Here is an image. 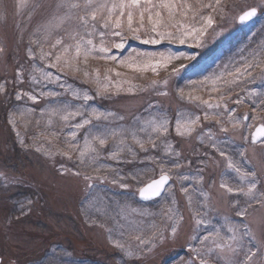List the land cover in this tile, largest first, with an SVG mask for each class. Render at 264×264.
I'll return each mask as SVG.
<instances>
[{
    "label": "rangeland",
    "instance_id": "374dc122",
    "mask_svg": "<svg viewBox=\"0 0 264 264\" xmlns=\"http://www.w3.org/2000/svg\"><path fill=\"white\" fill-rule=\"evenodd\" d=\"M37 0H24L25 7H21V0H0V42L6 46L7 55L0 57V80L12 78L15 75L18 64H24L26 68H31V62L27 60L26 48L29 39L44 41V35L37 29L46 23L57 0H43L44 7L31 12V5ZM231 8L233 0H224ZM257 0H237L238 8L231 11L229 17L221 21L217 18V27L220 34L212 38V30H209L207 42L203 47H194L189 45H174L180 51L195 55L196 59L176 60L165 69H158V74L147 71H136L131 68L118 65L116 62H104L89 60L88 70L100 69L101 80L104 76L111 75L112 81H125L122 84L123 89L129 87V83L139 85L140 87L134 93L120 91L115 94L114 84L109 85L112 94L108 98L95 97L96 84L84 83L82 74L79 78L72 74L64 77L68 84L74 88L87 89L94 95L90 104L99 108L101 111H112L124 116L123 121L117 124L132 126L137 121L151 119L159 111L165 113L174 125L178 118V113L184 116L193 114H202V109L197 107L198 102L190 103L186 99H181L178 94L179 88H184L187 93L191 89L188 86L190 80H203L204 76L222 70L223 66L229 62H239L242 58L251 59L250 53L255 50L257 58H261L262 52L258 48L261 42H264V14H258L249 24H240L238 20L233 19L239 13V9L245 5L255 4ZM35 33V35H33ZM255 33V35H253ZM54 33L51 41L44 43L47 51L50 42L54 41ZM22 37V39H21ZM118 39V38H117ZM168 44L167 41L161 45H146L128 36L126 47L123 50L113 49V53L120 56L142 51H155L163 49ZM34 50L37 48L33 45ZM133 50H136L133 52ZM184 64L186 67L179 76H171L168 79L166 87L153 89L151 82L153 80L163 81L169 77L174 67ZM83 68V64H81ZM113 68L122 73L121 77H116L114 73H106V69ZM56 73V69H48ZM261 69H257L258 75ZM253 85H249L252 87ZM255 87L264 89V80H257ZM24 90H30L28 81V72H25V82L20 85ZM55 88V85H49ZM212 85L208 84L204 88L197 86L193 95H200L203 99H214L219 93L211 92ZM15 89L9 86V93ZM158 91H166L167 95H159ZM239 93L237 89L233 93V98ZM10 101L12 107L10 110L17 112V127L25 139L26 144L33 147L25 149L17 143L15 133L10 129L7 120L0 123V170L9 177H15L19 183H9L5 186L0 179V255L6 259H12L15 264H123L119 258L122 253L113 246L109 240V232L112 229V237L121 239L122 242L132 245L135 248V236L140 234L143 237H150L154 231L153 225L157 228H166L170 222L166 221V213L172 207L170 195H174L177 201L183 220L178 233L175 237L169 235L170 229L166 232L169 236L162 244H158L151 252L145 254L140 260L129 259L128 264H183L189 256L188 245L196 243L199 245V239L203 235L214 229H219L221 236L227 239L228 228L236 225L243 230V224L247 223L253 234L258 240H264V207L253 205L248 208V214L243 221L236 215L237 209L245 204L246 197L227 194L225 189L219 187L222 176L227 178L230 186L240 184L236 173L228 171L224 158L214 153L208 147V137L204 136V142H200L198 133L201 128L197 127L196 132L191 136L181 137L177 135L174 128L170 127L167 140L181 153L182 162L191 161V164H184L179 170H173L175 173L188 174L192 179L185 182L191 185L192 189H202L209 193L207 201L208 209L205 213V219L209 222L206 226L195 229L194 215L195 209L199 207V201L202 197L193 193V205L189 207L186 196L180 190L181 184L173 176L170 182L173 184L172 193H165L154 202L144 203L138 197V190L150 180L160 175L159 168L150 164L136 163L132 169L128 164L114 165L119 167L124 174L139 173L138 179H126L124 182L129 185L127 189H121L118 185H113L109 181H96L94 189H88L85 182L81 179L59 174L57 169L61 163L68 168L73 167V161H68L60 156L55 157V163L49 157L45 156L43 151H35L36 146L43 145L45 149L56 151L58 148H65V136L71 123L68 126L60 120L59 116L43 118L39 116L42 109L61 106V101H68L70 104H78L68 95H62L55 98H41L39 103L33 104L27 99L16 101L14 95ZM229 107H235L229 104ZM35 109V113L29 115V112ZM23 113V115L21 114ZM248 113L251 116V107L241 105L237 109V115ZM80 118L77 117L76 120ZM39 120V124H37ZM49 120L51 122L49 123ZM93 123H97L93 119ZM205 132L211 129L217 142L221 147H225L239 165L248 171L255 170L261 182L264 183V139L258 143L252 142V132L256 125L264 123L257 120L248 122L244 129L243 139L239 132H233L230 125V131L225 134L219 130L215 121H202ZM103 127V122H101ZM55 131L59 133V138L53 143L44 140L41 133L47 135ZM85 135L81 130L78 139ZM159 143V142H158ZM113 141L109 140L107 150L112 147ZM83 141L81 140V147ZM245 151V157L241 158L239 152ZM161 150L154 151L153 155H159ZM209 153L214 157L215 163H209L204 167L203 182L197 183L195 177L199 174L198 170L202 167L200 161L204 159V153ZM127 156V153L124 154ZM145 154L139 153L142 158ZM108 163H114L108 161ZM134 164V163H132ZM82 170L95 174L91 168L84 167ZM101 175H109L110 172H101ZM257 191H264V188L258 186ZM92 198L93 203L87 208L84 207L87 200ZM27 199L33 201L31 211L26 215H21L18 211L19 204ZM239 200V204H234V200ZM99 209V210H97ZM136 211H133V210ZM143 213V214H141ZM19 217V219H16ZM95 223H94V222ZM98 224L104 227L97 226ZM193 235L197 240L193 241ZM249 237H245L242 243L248 244ZM53 249L58 250L53 254ZM210 264H224L223 260L217 262L210 259Z\"/></svg>",
    "mask_w": 264,
    "mask_h": 264
},
{
    "label": "snow or ice",
    "instance_id": "6c2138e0",
    "mask_svg": "<svg viewBox=\"0 0 264 264\" xmlns=\"http://www.w3.org/2000/svg\"><path fill=\"white\" fill-rule=\"evenodd\" d=\"M25 6L24 0H21V7ZM44 6L43 0H37L31 5V12L35 13ZM49 7L52 11L46 23L37 29L43 33L44 41L29 39L26 48V57L31 62V68L18 64L12 78L5 77L0 80V101L7 103L14 95L16 101L27 99L36 104L41 98H51L54 101L55 98L70 94L73 100L79 102L70 104L68 101H61V106H50L39 113L41 118L45 115L59 116L66 126L69 121H75L71 123L65 136L66 150L58 148L56 151H51L45 149L43 145L35 147V151H43L45 156L53 160V163H55L56 156L73 161L75 155L76 159L73 161L72 168H68L64 163L59 165L57 171L60 175L77 177L84 181L90 190L96 187L94 182L109 180L113 185L127 189L129 185L124 181L128 178L138 179L139 173L124 174L119 167L114 165L147 163L156 166L159 168V177L141 187L138 195L145 200L160 197L165 193L166 186L168 194H171L173 184L170 182L175 176L181 184L180 190L186 196L189 207L193 205V193L202 197V201L197 202L199 207L194 210L195 229L198 230L209 223L205 219L209 193L202 189H192L190 192L191 185H186L185 182L192 178L186 173L173 172L174 169L183 168L185 163L190 165L191 161L182 162L181 153L167 140V136L170 127L174 128L175 133L181 137L191 136L193 132H196L197 127H200L201 132L198 133L200 142H204L206 135L209 141L208 147L224 158L227 170L236 173L241 182L230 186L227 178L222 176L219 185L220 188L226 190L227 194L247 198L245 204L238 207L236 215L243 221L248 214V208L253 205L264 207V191H257L258 186L264 188V183L261 182L256 171L243 169L228 150L220 146L211 129L205 132L201 123L202 121H215L219 130L225 134L229 133L228 125H230L233 132H239L243 139H247L244 136V129L248 126V122L250 120L252 122L264 121V89L254 86L258 79L264 80V55L257 58L254 50L250 53L251 59L244 57L239 62H229L223 66L221 71L206 75L203 80H190L188 86L191 90L187 93L184 88H179L180 98L190 103L198 102L197 107L202 109V114L184 116L178 113L174 125L162 111L152 116L151 119L138 120L132 126L117 124L118 121L125 119L124 116L112 111H101L92 106L90 102L94 99L93 94H90L87 89L72 87L61 76L63 74L67 77L68 74H72L79 78L77 74H82L84 83L96 84L95 97L108 98L112 94V89L109 87L112 84L115 86V94H119L122 90L134 93L140 87L139 85L128 82L129 87L123 89L122 84L125 81L113 82L111 75L107 74L101 80L99 68L88 70L89 60L112 61L136 71L150 69L157 74L159 68L166 69L173 61L195 60V55L180 51L173 46L187 44L203 47L207 42L209 30H212V38L220 34V30L215 27L217 18L223 21L229 17L230 12L238 8L237 0H233L231 8L224 0H57ZM258 14H264V0H257L255 4L240 8L238 15L233 19L238 20L240 24H246ZM54 33L62 34L56 35L46 51L43 44L51 41ZM129 35L146 45H161L164 41L168 44L163 49L142 51L136 53L135 56L129 54L118 58V55L113 53V49H125ZM33 45L37 46L35 50ZM258 48L264 54V42H261ZM6 55V46L0 42V57ZM185 67L184 64L174 67L168 78L163 81L153 80L151 86L153 89L166 87L168 79L171 76H179ZM258 68L261 70L257 75ZM48 69H56L57 72L53 73ZM25 72H28V81L31 86V89L27 91L20 87L25 82ZM106 73H114L116 77L122 76V73L113 68L106 69ZM208 84L212 85L211 92L219 93L214 102L203 99L200 95H193L197 86L202 89ZM49 85H55V88L60 91L50 88ZM249 85L253 86L249 87ZM9 86L15 89L13 93H9ZM237 89L243 95L237 93L233 98V93ZM158 94L167 95V92L158 91ZM230 103L235 107L230 108ZM241 105L251 107V116L248 113L237 115V109ZM34 113L35 109H32L29 115ZM16 116L17 112L10 110L7 115V124L15 133L17 143L25 149L33 147L31 144H26L22 137L17 127ZM77 117L80 119L76 120ZM93 119L97 123L94 124ZM101 122H103V127ZM81 130L85 131V135L78 139ZM260 133L264 134V123L261 124ZM41 135L50 144L59 138V133L55 131L47 135L41 133ZM81 140L83 141L82 147ZM109 140H112L113 144L105 155ZM252 142L256 143V138ZM161 149L159 155L152 154ZM245 151L239 152L242 159L246 158ZM140 152L145 154L142 158L139 157ZM125 153L127 156L124 155ZM204 157L200 161L202 167L198 170L199 174L195 177L197 183L203 182L204 167L210 162L215 163L214 157L209 153H204ZM108 161L114 163H108ZM84 167L91 168L95 174L82 170ZM101 172H110L111 177L101 175ZM0 179L3 180L5 186L9 183H19L17 178L5 175L2 170H0ZM170 199L172 207L166 213V221L170 222L168 227L157 228L153 225L154 231L150 237L136 235L135 248L122 242L121 239L113 238L112 229H107L110 242L122 253L119 258L123 264H128L129 259L144 258L146 253L151 252L158 244H162L169 238L166 235L169 229L171 237L177 235L183 216L177 207L175 196L170 195ZM32 203L31 199L20 203L18 208L20 214L26 215L30 212ZM92 203L93 200L90 198L84 207L87 208ZM233 203L239 204V200H234ZM97 226L104 227L102 224ZM228 233L230 235L225 240L220 230L214 229L199 239V245L190 243L188 245L189 256L183 264H210V259H215L217 262L223 260L224 264H264V240H258L247 223L243 224L242 231L236 225L229 227ZM246 236L249 237L247 245L242 243ZM192 240H197V236L193 235ZM52 251L55 255L58 250L53 249ZM0 264H15V261L0 256Z\"/></svg>",
    "mask_w": 264,
    "mask_h": 264
},
{
    "label": "water",
    "instance_id": "95a60500",
    "mask_svg": "<svg viewBox=\"0 0 264 264\" xmlns=\"http://www.w3.org/2000/svg\"><path fill=\"white\" fill-rule=\"evenodd\" d=\"M256 18V17H255ZM254 18V19H255ZM253 19V20H254ZM252 20V21H253ZM252 21H250V22H252ZM250 22H248V23H246V24H249ZM260 128H261V124H258V125H256V127L254 128V130H253V132H252V141H253V139L254 138H256V143H258V142H260L261 140H263L264 139V134H261L260 133ZM159 177V176H158ZM158 177H156V178H154V179H157ZM154 179H152V180H154ZM152 180H150L149 182H147L146 184H144L143 186H146L148 183H150ZM142 186V187H143ZM166 188H167V186H166ZM166 190V189H165ZM164 194V193H163ZM162 194V195H163ZM161 195V196H162ZM160 196V197H161ZM138 197H139V199L142 201V202H148V201H152V200H154V199H156V198H159V197H155V198H151V199H147V200H145V199H142V198H140V196L138 195ZM1 256V255H0Z\"/></svg>",
    "mask_w": 264,
    "mask_h": 264
},
{
    "label": "trees",
    "instance_id": "16d2710c",
    "mask_svg": "<svg viewBox=\"0 0 264 264\" xmlns=\"http://www.w3.org/2000/svg\"><path fill=\"white\" fill-rule=\"evenodd\" d=\"M10 101H12V100L10 99L7 103L0 101V123H4L7 120V115L10 111V107H12V104ZM135 165H136V163H134V164L131 163L130 166L133 169L135 167Z\"/></svg>",
    "mask_w": 264,
    "mask_h": 264
},
{
    "label": "bare ground",
    "instance_id": "6f19581e",
    "mask_svg": "<svg viewBox=\"0 0 264 264\" xmlns=\"http://www.w3.org/2000/svg\"><path fill=\"white\" fill-rule=\"evenodd\" d=\"M160 198V197H159ZM158 198H156V199H154V200H152V201H148V203H150V202H154L155 200H157ZM142 202V201H141ZM144 203H147V202H144Z\"/></svg>",
    "mask_w": 264,
    "mask_h": 264
}]
</instances>
